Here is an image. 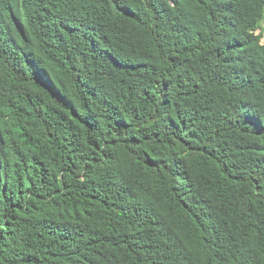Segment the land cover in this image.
<instances>
[{"label": "trees", "instance_id": "trees-1", "mask_svg": "<svg viewBox=\"0 0 264 264\" xmlns=\"http://www.w3.org/2000/svg\"><path fill=\"white\" fill-rule=\"evenodd\" d=\"M264 0H0V264H264Z\"/></svg>", "mask_w": 264, "mask_h": 264}, {"label": "rangeland", "instance_id": "rangeland-1", "mask_svg": "<svg viewBox=\"0 0 264 264\" xmlns=\"http://www.w3.org/2000/svg\"><path fill=\"white\" fill-rule=\"evenodd\" d=\"M258 33H261V36H262V38H261V43L264 44V19L262 20V22H261V24H260V28H259V30L256 32V34H258Z\"/></svg>", "mask_w": 264, "mask_h": 264}]
</instances>
